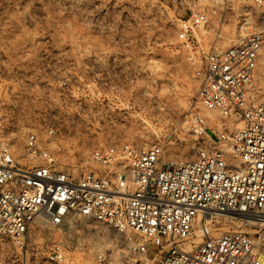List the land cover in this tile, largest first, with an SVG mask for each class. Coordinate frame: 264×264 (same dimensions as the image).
I'll list each match as a JSON object with an SVG mask.
<instances>
[{
	"label": "built area",
	"instance_id": "built-area-1",
	"mask_svg": "<svg viewBox=\"0 0 264 264\" xmlns=\"http://www.w3.org/2000/svg\"><path fill=\"white\" fill-rule=\"evenodd\" d=\"M179 1L190 13L168 47L184 53L200 80L187 109L170 103L171 85L168 99L160 96L157 66H127L91 48L79 61L60 58L57 80L41 95L44 110L21 146L17 118L0 109V238L14 248L10 264H64L62 241L39 260L28 248L30 234L41 239L74 218L113 230L126 252L158 264H264V0H250L261 11L251 14L256 29L224 50L198 33L210 28L211 9L232 3ZM199 106L218 114L222 121L213 125L221 131ZM225 121L237 123L231 129ZM149 134L154 141L145 140ZM75 136L89 140L88 169L76 176L65 160ZM186 143L193 159L166 157ZM233 221L254 234L219 232Z\"/></svg>",
	"mask_w": 264,
	"mask_h": 264
},
{
	"label": "rangeland",
	"instance_id": "rangeland-1",
	"mask_svg": "<svg viewBox=\"0 0 264 264\" xmlns=\"http://www.w3.org/2000/svg\"><path fill=\"white\" fill-rule=\"evenodd\" d=\"M215 2L207 0L205 4L215 7L211 4ZM229 2L232 5L226 10L211 9L210 28L198 33L201 41L215 43L219 50L254 31L251 14L259 16L261 12L250 0ZM189 13L179 0H0V109L5 115L17 118L16 145H22L26 129L35 125L38 113L43 112L41 95L44 88L57 80L60 58L79 61L81 53L89 48L108 50L127 66H157L162 84L160 96L167 95L168 99L166 85H171L170 103L187 109L195 101L200 80L188 68L184 53L168 47V43L175 42L178 21ZM245 16L250 18L247 26L243 25ZM226 42L231 45L223 48ZM259 66L258 71L264 72V63L260 62ZM216 121L208 123L218 133L221 129L213 125ZM224 123L232 129L237 122ZM240 127L242 123L237 124ZM148 137L145 140H155L152 134ZM88 141L76 136L67 140L65 160L74 176L88 169ZM172 150L174 153L167 158L193 159L196 155L190 143ZM74 221L60 232H44L43 238L37 240L33 230L29 250L33 249L40 260L53 242L62 241L66 251L64 264H146L147 259L148 264H158L160 261L126 252L122 236L115 239L116 232L105 226L84 219ZM233 230L254 234V228L240 226L235 221L219 228V232ZM13 255L10 242L0 238V264L12 263Z\"/></svg>",
	"mask_w": 264,
	"mask_h": 264
},
{
	"label": "bare ground",
	"instance_id": "bare-ground-1",
	"mask_svg": "<svg viewBox=\"0 0 264 264\" xmlns=\"http://www.w3.org/2000/svg\"><path fill=\"white\" fill-rule=\"evenodd\" d=\"M207 0H205V2H206ZM209 2V1H208ZM212 5H216L215 3H211ZM245 35V34H244ZM229 45H231V44H229L228 42H226V43H223L222 44V47L223 48H225V47H227V46H229ZM223 50V49H222ZM262 63H264V56H263V58H262V61H261ZM259 68H260V66H259ZM257 88V87H256ZM255 88V89H256ZM258 89V88H257ZM256 89V90H257ZM260 92H262V91H260ZM199 108H200V113L205 117V118H207V122H213V121H215V120H217L218 122H220L221 123V119H220V117L218 116V114L216 113V112H213V111H209V110H206V109H203L202 107H200L199 106ZM16 143L18 142V141H15ZM16 145V144H15ZM15 156L17 157V158H20L21 157V159H23L25 156H26V154H25V151H24V149L23 148H17V150H16V153H15ZM23 157V158H22ZM76 218H74V219H71V221H70V223H69V226L73 223H75V220ZM115 235V239L116 238H118V237H121V235L120 234H114ZM122 240H123V238H122ZM108 243V242H107ZM111 243H113V242H111ZM107 245H109V244H106V246ZM111 245V244H110ZM109 245V246H110ZM114 248V247H113ZM105 249H106V247H105ZM109 249V248H108ZM107 249V250H108ZM114 250V249H113ZM124 251V250H123Z\"/></svg>",
	"mask_w": 264,
	"mask_h": 264
}]
</instances>
